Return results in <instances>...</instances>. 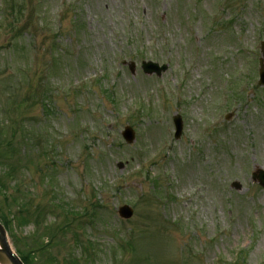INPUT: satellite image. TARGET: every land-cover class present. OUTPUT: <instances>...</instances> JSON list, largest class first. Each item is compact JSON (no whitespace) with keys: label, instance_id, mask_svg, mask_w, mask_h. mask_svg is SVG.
<instances>
[{"label":"rangeland","instance_id":"374dc122","mask_svg":"<svg viewBox=\"0 0 264 264\" xmlns=\"http://www.w3.org/2000/svg\"><path fill=\"white\" fill-rule=\"evenodd\" d=\"M24 22L0 30V126L32 137L1 141L0 217L28 264H264V0H31Z\"/></svg>","mask_w":264,"mask_h":264},{"label":"water","instance_id":"95a60500","mask_svg":"<svg viewBox=\"0 0 264 264\" xmlns=\"http://www.w3.org/2000/svg\"><path fill=\"white\" fill-rule=\"evenodd\" d=\"M141 67L145 74L147 75L156 74L157 76H160V74L162 72H165L167 69L166 66L159 67L157 64L151 62H147V63L143 62ZM259 85L264 86V55H263V59L260 60ZM173 121L176 128L175 139H178L182 129L181 119L180 117L176 116L174 117ZM123 137L126 139L128 143L132 142L133 140L132 130L130 128H126L123 133ZM253 178L258 180L260 185L264 187V171H260V170L257 171L253 175ZM235 187L238 188L237 185ZM118 214L120 217L124 219H129L132 216V210L127 206H123L118 209ZM0 264H22V262L16 256L15 252L10 246L6 232L1 224H0Z\"/></svg>","mask_w":264,"mask_h":264},{"label":"trees","instance_id":"16d2710c","mask_svg":"<svg viewBox=\"0 0 264 264\" xmlns=\"http://www.w3.org/2000/svg\"><path fill=\"white\" fill-rule=\"evenodd\" d=\"M21 1H22V0H19V2H21ZM16 6H17V5H16ZM12 7L15 9V7L13 6V4H12ZM17 12H18L19 16L22 14V10H21L20 8H17ZM16 22H17V21H16ZM15 24L17 25L18 22L15 23ZM17 127H18V126H17ZM17 127H10V128L7 127V128H2V127L0 126V144H2L1 141H3V139H4V140L6 141L8 147L10 148L11 151H12L13 149H14V150H18L17 147H11V146H12V143H13V140L16 141V142H19V141H17V139L15 138L16 136H19V139L21 140L22 143H24V142L27 143L29 140L32 141V137H30V139H29L28 136H25L24 133H23L24 130H22L21 128L19 129V130H20L19 134L16 135V131H17L16 129H17ZM7 131H9V134L5 135V134L7 133ZM19 143H20V142H19ZM16 145H18V144H16ZM2 149H3V148L0 146V151H1ZM16 162L18 163V160H17ZM19 163H20V161H19ZM0 169H1V168H0ZM3 169H4V168H3ZM1 174H2V176H5V170H4L3 173L1 172ZM0 178H2V177H0ZM1 220H2V222H3V224H4V226L8 229L7 222L4 221L3 219H1ZM17 253H18V255L20 256L22 262H23L24 264H28L27 259H26L24 256H22L19 252H17Z\"/></svg>","mask_w":264,"mask_h":264}]
</instances>
